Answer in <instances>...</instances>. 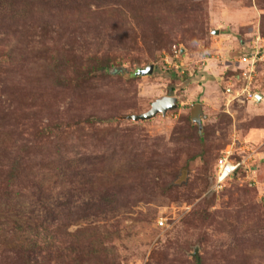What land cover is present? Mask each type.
<instances>
[{"label":"rangeland","instance_id":"1","mask_svg":"<svg viewBox=\"0 0 264 264\" xmlns=\"http://www.w3.org/2000/svg\"><path fill=\"white\" fill-rule=\"evenodd\" d=\"M0 4L8 12L0 15V127L16 148L43 132L48 157L32 163L50 173L72 159L76 171L126 180L120 194L132 218L119 220L126 233L114 242L118 264H154L163 253L192 264L196 249L203 264H264V100L227 101L229 85L241 88L237 59L264 41V0ZM119 9L126 16L106 11ZM143 10L162 13L148 23ZM49 48L52 57L43 52ZM179 48L183 68L175 71ZM96 57L121 60L120 73L87 79L82 90L55 77L58 66ZM151 65L153 74L137 78ZM258 67L253 92L264 96V64ZM164 97H176L177 108L130 118ZM235 140L232 158H250L217 187V160ZM52 180L44 197L56 206L63 186ZM29 187L23 191L34 203L37 190ZM161 217L168 226L159 227Z\"/></svg>","mask_w":264,"mask_h":264},{"label":"trees","instance_id":"2","mask_svg":"<svg viewBox=\"0 0 264 264\" xmlns=\"http://www.w3.org/2000/svg\"><path fill=\"white\" fill-rule=\"evenodd\" d=\"M106 11L115 16H126L122 9ZM161 13L143 10L140 18L142 22L149 23ZM0 15L4 16L3 19L8 16L2 4ZM53 51L49 48L43 52H49L52 57L55 55ZM178 51L180 48L173 50L172 57ZM59 52L62 57L67 56L66 51ZM6 55H9L8 51ZM53 59L57 60V56ZM178 62L183 66L181 58ZM64 65L67 66H58L54 70L55 77L71 84L78 82L82 90L87 79L108 75L114 68L117 69L115 73H120L123 62L96 57ZM62 70H71L74 75L68 79ZM0 128V264H118L115 255L111 256L115 250L114 242L123 239L126 233L119 220L131 221L132 218L125 216L130 213V208L125 209L127 204L122 202L120 194L126 180L76 171L80 167L72 159L64 169H54V173H50L49 167L40 165V162L32 163L33 158L48 157L45 145H41V137L45 144L47 141L43 132L42 136L39 132L34 134L32 145L16 148L9 128L4 124ZM52 178H55L54 183H62L63 186V199L56 206L44 197L46 189L53 183ZM27 185H30L29 189L33 187L37 190L34 203L29 202V196L23 191ZM205 214L196 219L204 218ZM72 227L75 229L71 230ZM179 261V264H184L181 258ZM154 264L175 263L167 253H163ZM192 264H203L202 257H194Z\"/></svg>","mask_w":264,"mask_h":264},{"label":"built area","instance_id":"3","mask_svg":"<svg viewBox=\"0 0 264 264\" xmlns=\"http://www.w3.org/2000/svg\"><path fill=\"white\" fill-rule=\"evenodd\" d=\"M260 41H263L261 37L257 38L256 44L253 46V50L245 54L243 56H240L237 59V62L239 64L240 72V79H241V88L234 89L233 91L230 89V92H228V99L227 101L229 104L233 102L234 100L238 101H255L257 100V93L253 92V86L257 77V70L258 66L260 64H264V44L262 46H259L257 43H260ZM264 43V41H263ZM182 57V52L178 51L175 53V55L172 57V67L175 69H181L183 66H181L178 62V60ZM238 140H235L232 146L229 147L226 151H224L223 155L220 156V158L217 160V180H216V186L222 187L223 184L230 179L238 169H240L242 166L246 165L247 159L250 157H245L244 160H234L232 158L233 150L237 144ZM167 218L161 217L158 220L159 227H165L168 226L166 223Z\"/></svg>","mask_w":264,"mask_h":264},{"label":"water","instance_id":"4","mask_svg":"<svg viewBox=\"0 0 264 264\" xmlns=\"http://www.w3.org/2000/svg\"><path fill=\"white\" fill-rule=\"evenodd\" d=\"M215 34H219L218 31H213ZM184 51V50H183ZM182 52V51H181ZM183 53V52H182ZM154 66H148L146 68L138 69L135 74L136 76H150L153 74ZM257 101H262V96L257 95ZM177 108V98L176 97H164L161 99L156 100L152 103L151 108L146 111L145 113L132 115L130 118L134 121H146L156 117L158 114L166 115L169 111ZM198 254V250L196 249L195 252L192 254L195 257Z\"/></svg>","mask_w":264,"mask_h":264},{"label":"crops","instance_id":"5","mask_svg":"<svg viewBox=\"0 0 264 264\" xmlns=\"http://www.w3.org/2000/svg\"><path fill=\"white\" fill-rule=\"evenodd\" d=\"M230 89H231L232 91L234 90L233 85H229L227 91L230 92ZM261 96H262V100H264V96H263V95H261Z\"/></svg>","mask_w":264,"mask_h":264}]
</instances>
